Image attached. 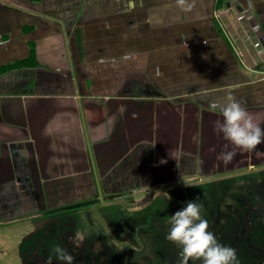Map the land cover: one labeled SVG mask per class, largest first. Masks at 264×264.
<instances>
[{
  "label": "crops",
  "instance_id": "crops-1",
  "mask_svg": "<svg viewBox=\"0 0 264 264\" xmlns=\"http://www.w3.org/2000/svg\"><path fill=\"white\" fill-rule=\"evenodd\" d=\"M126 4L0 0V222L264 168V144L223 163L212 108L231 93L264 129V0Z\"/></svg>",
  "mask_w": 264,
  "mask_h": 264
},
{
  "label": "rangeland",
  "instance_id": "rangeland-1",
  "mask_svg": "<svg viewBox=\"0 0 264 264\" xmlns=\"http://www.w3.org/2000/svg\"><path fill=\"white\" fill-rule=\"evenodd\" d=\"M248 173L249 174L245 172L240 178H237L238 180L236 179L235 181H232L231 179L225 181H212L203 186L191 185L193 182H198L195 181L196 179L179 181L178 183H182V185L176 186V188L180 189H171L172 191L168 190L164 193L165 202L161 207V213H159L157 221L155 223L153 222L150 227L158 230L160 228V231L163 233H168L170 229V216L176 211L183 209L189 201H196L203 206L202 215L209 223V231L214 230L213 226L217 225L216 222H218V220H212L209 217L207 219V216L213 215V213H210V210H214L215 208L213 206H209L208 208L206 205L208 200V198L205 197L206 193H210L214 188L224 189L228 198L231 197V195L234 196L239 193V197L242 199V202L247 203L246 206H240V209H228V211L223 214H225L226 218H229L230 220L235 217L238 218L240 222L243 221L241 227L242 229L246 228L245 234L238 240H234L236 239L234 235L230 238L233 239L231 241L226 240L225 237L221 235L219 237L222 238V240L219 242L223 245H229L236 249L240 262L248 263L253 260V263L251 264H259L264 258V241H262L264 237L261 238L259 236V238H261L259 239L260 242H258L257 239V230H264V171L255 169ZM206 187H208L207 192L203 190ZM57 189H59L60 193L63 189L66 190L65 188ZM85 189V187L77 188L76 191H74L73 188H71V191H74L77 195H79L78 197L86 195L81 201H77L75 203H64L60 201L61 195L59 197L55 196L54 199L56 200L53 203L46 205L43 204V207H39V209L35 212L25 214L20 218L2 220L0 222V229H2L1 231L5 233V236L10 238L12 241L17 239L18 242V240H23V238H25L23 246H25V249L28 248L29 251L36 250L37 253H40L44 245L48 243L56 244V246L59 245L61 248L65 244L69 247V250H65L74 257L73 264H113L111 259L105 261V259H108L111 256L108 251L106 255L108 258L98 255L94 256L91 253L94 251L90 248V244H100L102 240L103 247L105 249L111 248V246L107 243V238H115L118 240L117 234L124 231L120 228V222L123 220L122 215L126 212V206L131 204V202H120L110 196L101 195L92 197V193L90 191L94 193L93 188H91L88 192H86ZM167 196H170L171 199H168ZM137 198L138 199H136V201H140L142 199L141 197ZM208 203L210 205V202ZM251 206H255L256 209L251 211ZM208 210L209 213L207 215L206 213ZM145 217H149V214ZM136 221L141 223L135 222L134 224H130V228L147 226L143 220H138L137 218ZM252 226H254V228ZM74 227H76V229H74ZM108 227L111 229L110 237H107ZM252 230H254V232ZM126 231L130 233V236H132L133 233L131 231ZM160 231H156L155 233H160ZM76 233H79L84 237L83 243L77 248L78 250H74V245L72 243V238H75ZM144 236L147 244H145V247L142 249L143 252L138 253L136 251H131V253L127 256L123 255L122 257H119L121 261L117 264H127L128 261V264H180V260L176 262L174 260V256H176L177 253L181 255V250L179 252H175L174 254L169 251V256L163 257L156 254V251H158L161 247L175 249L173 243L168 244L166 241L162 242L154 238L155 244L150 246L148 242L153 239L151 234H146ZM147 237H150V239ZM2 241L3 238L1 237L0 243H2ZM243 246L244 248L240 249V247ZM114 247L116 246L113 245L112 249H114ZM15 248L16 247H13L12 250L10 249L11 252L9 257H11V259L14 258L13 250ZM255 250L258 252H255ZM245 252H250L249 254L251 257L245 258L243 255ZM249 254L247 256H249ZM51 258L53 259L52 264H63L62 261L56 259L54 254ZM180 259H182L181 256ZM8 263L9 261H7L6 264ZM40 264L46 263L40 262Z\"/></svg>",
  "mask_w": 264,
  "mask_h": 264
},
{
  "label": "clouds",
  "instance_id": "clouds-1",
  "mask_svg": "<svg viewBox=\"0 0 264 264\" xmlns=\"http://www.w3.org/2000/svg\"><path fill=\"white\" fill-rule=\"evenodd\" d=\"M198 0H174L175 7L181 12L191 13L197 7ZM138 6L137 0H127V10L134 11ZM142 6V0H141ZM213 109L222 113V121L215 123V131L234 145L233 150L222 154L224 164H229L237 154L236 149L252 152L264 144V129L254 122L252 115L235 96L228 93L223 102H214ZM171 199L170 196H167ZM202 204L189 201L186 206L170 216V229L166 239L181 249L180 264H189V261H200L201 264H240L236 249L218 242L215 234L209 231V223L202 215ZM111 229L108 227L107 235L110 237ZM84 237L79 233L72 238L75 247H80ZM109 246L116 249L124 248L121 240L110 238ZM53 254L63 264H73L74 257L65 249L57 245Z\"/></svg>",
  "mask_w": 264,
  "mask_h": 264
},
{
  "label": "flooded vegetation",
  "instance_id": "flooded-vegetation-1",
  "mask_svg": "<svg viewBox=\"0 0 264 264\" xmlns=\"http://www.w3.org/2000/svg\"><path fill=\"white\" fill-rule=\"evenodd\" d=\"M239 173V172H238ZM245 172H242L239 176L236 177H232L229 178L232 181H235L237 178H240L241 175H243ZM247 174H249L248 172H246ZM234 178V179H233ZM228 180V179H226ZM238 180V179H237ZM225 181V180H224ZM207 183H202L199 184L197 186H203L206 185ZM209 184V183H208ZM211 188V187H209ZM207 192L208 187H206L205 189H203ZM225 190L224 189H220V188H214L210 193H206V198H208L206 205L211 207L213 206L215 209L214 210H210V213H213V215L207 216L212 220L216 219L218 220V222H216L217 225L213 226L214 230H211V232H213L218 240L221 241L222 238H220L219 236H223L225 237L226 240H233L230 239L231 237H233L235 235L236 239L234 240H238L240 239L241 236H244L245 234V230L246 228L241 227L242 222H240V220L238 218L233 217L231 220L229 218H226L225 214H223L224 212H227L228 209H240V206L245 207L247 203L242 202V199L239 197V193H237L236 195H231V197L228 198V195L225 194ZM164 196V190H152V193L150 195H146V196H142L140 201H136V199H138L136 196H130L124 199H120L117 201H122V202H131V204L126 206V212L123 213L122 215V222H120V228L124 231H122L121 233L117 234V239L118 240H122L123 244L125 245L124 248H120V249H116V247H114V249H112V247L110 249H105L103 247V242L101 240L100 244L97 243H93L90 244V248L93 249L94 252H91L94 256L98 255V256H104L106 257L107 255V251L109 252V254L111 255L108 259H105V261L111 259L113 261V264H117L119 261H121V259L119 257H122L123 255L127 256L129 253H131V251H136L138 253H142V249L145 247L146 243V238L144 235L146 234H151V237L153 239H151L150 242H148L150 244V246L155 244V239H157L158 241H166L168 244L172 243L170 241H168L166 239V235L168 234L167 232L163 233L162 231H160L161 229H155V228H151L150 225L153 224V222L155 223L157 221V217L159 215V213H161L160 211L162 210L161 207L164 205V200L165 198ZM158 201V202H157ZM156 202V203H155ZM210 202V205L209 203ZM155 203V204H154ZM155 205H159V206H155ZM256 208L255 206H251L250 210L254 211ZM217 211V212H216ZM208 212L206 213L208 215ZM215 213V214H214ZM149 217H145L148 216ZM138 218V220H143V222L147 225L146 227L143 226H137V227H133L130 228V224H134ZM259 220V219H257ZM162 222V221H161ZM141 223V222H138ZM159 223V222H158ZM123 226V227H122ZM254 228V226H252ZM74 229H76V227H74ZM126 230L131 231L133 234L132 236H130V233L127 232ZM156 231H160V233H155ZM254 232V230H252ZM244 232V233H243ZM258 234H257V239L258 242L259 239L264 237V230L259 229L257 230ZM259 236L261 238H259ZM107 237H109L107 235ZM228 237V238H227ZM150 239V237H147ZM155 238V239H154ZM24 239H21L20 241H18L17 244H15V242H13L10 238L6 237L2 243L0 244V264H6L7 261H9L8 264H40V262H45L46 264H52L53 259L51 258L53 255V250L56 247V244L53 243H48L46 245H44V247L41 249L40 253H37L36 250H32L29 251L28 248L25 249V246H23L24 243ZM108 240V238H107ZM262 241H264V238L262 239ZM165 243V242H164ZM62 246V245H61ZM161 246V245H159ZM229 246V245H227ZM13 247H16L13 252H14V258L11 259V257H9V254L11 252V250L13 249ZM175 249H167L168 247H161L160 249H158V251H156L157 255H161L163 256H169V251H171L173 254L175 252H179L181 249L178 245L174 244ZM231 247V246H230ZM63 249L69 250L68 246H66L65 244L62 246ZM244 248L243 247H240ZM11 249V250H10ZM78 250L77 247L74 246V250ZM167 254H164V253ZM255 252H258L257 250H255ZM250 253V252H249ZM248 252L243 253L245 258H249L251 257L250 254ZM178 254V253H177ZM176 256H174V260L177 262L178 260L181 261L180 259V254H178ZM249 254V256H247ZM3 255V256H2ZM2 256V258H1ZM161 257V258H162ZM42 258V259H39ZM133 260V259H132ZM135 261V260H134ZM129 262V261H128ZM127 262V264H128ZM125 263V262H123ZM131 263V262H130ZM175 263V262H174ZM253 263V260L251 262H240V264H251ZM177 264V263H176ZM189 264H201L200 261H189ZM259 264H264V258L261 260V262Z\"/></svg>",
  "mask_w": 264,
  "mask_h": 264
},
{
  "label": "built area",
  "instance_id": "built-area-1",
  "mask_svg": "<svg viewBox=\"0 0 264 264\" xmlns=\"http://www.w3.org/2000/svg\"><path fill=\"white\" fill-rule=\"evenodd\" d=\"M216 15H217V16L219 15V12H218V11L216 12Z\"/></svg>",
  "mask_w": 264,
  "mask_h": 264
},
{
  "label": "water",
  "instance_id": "water-1",
  "mask_svg": "<svg viewBox=\"0 0 264 264\" xmlns=\"http://www.w3.org/2000/svg\"><path fill=\"white\" fill-rule=\"evenodd\" d=\"M260 169H264V168H260Z\"/></svg>",
  "mask_w": 264,
  "mask_h": 264
}]
</instances>
